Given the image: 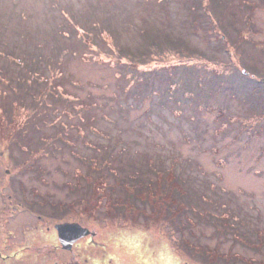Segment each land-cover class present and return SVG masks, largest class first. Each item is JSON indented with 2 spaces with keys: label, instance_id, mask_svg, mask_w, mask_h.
Listing matches in <instances>:
<instances>
[{
  "label": "rangeland",
  "instance_id": "374dc122",
  "mask_svg": "<svg viewBox=\"0 0 264 264\" xmlns=\"http://www.w3.org/2000/svg\"><path fill=\"white\" fill-rule=\"evenodd\" d=\"M171 167L189 211L131 196L137 169ZM102 172L110 198L83 213ZM20 185L33 216L76 205L98 237L264 263V0H0V190Z\"/></svg>",
  "mask_w": 264,
  "mask_h": 264
},
{
  "label": "flooded vegetation",
  "instance_id": "af4514ba",
  "mask_svg": "<svg viewBox=\"0 0 264 264\" xmlns=\"http://www.w3.org/2000/svg\"><path fill=\"white\" fill-rule=\"evenodd\" d=\"M12 177L5 174L1 181L12 184ZM21 190L19 192L0 190V264H206L203 260L208 257L205 253L206 248L201 245L202 249L195 248L194 253H190L194 257L189 255L186 259L184 258L186 255L173 252L171 247L173 240H164L167 241V246L163 247L161 246L163 239L160 243L158 240H151L150 243L148 238L122 235L98 237V232L78 221L79 211L76 205H73L71 211L72 218L67 219L63 216V205L58 209L57 216L51 213L53 203L47 207L48 212L43 210L45 200L37 199L33 203L39 204V212L33 216L30 208L32 201L28 206H22L26 200L17 199V193L20 194V198H27L25 189ZM32 191V194H37V191ZM16 207L20 211L15 213ZM16 217L23 221L15 225ZM44 222L47 223L45 226ZM65 222L79 223L87 227L89 232L79 236L76 228L71 231H60L58 225ZM182 241L190 242L189 239ZM214 261L211 264H219L216 263L217 258H214Z\"/></svg>",
  "mask_w": 264,
  "mask_h": 264
},
{
  "label": "trees",
  "instance_id": "16d2710c",
  "mask_svg": "<svg viewBox=\"0 0 264 264\" xmlns=\"http://www.w3.org/2000/svg\"><path fill=\"white\" fill-rule=\"evenodd\" d=\"M217 73L220 75L222 73H224L223 71H217ZM226 75V74H224ZM59 137V136H58ZM94 159V158H93ZM102 165H106L107 163L109 164V160L105 157L102 160ZM99 161V163L101 162ZM95 169L97 170H101L98 167L96 168L94 166ZM173 167L170 168V170H168L167 173V178L165 181V183L163 185H161V178L160 176H156L155 179H150L147 180V183L145 184L144 179H142V174H140V169H137L136 173L134 174L136 181H139V186H133L134 188H138L137 190L133 189L134 191H136L137 193L132 194V197L135 198H140L142 200H148L151 204L152 207H154V209L157 208V205L161 204V207L163 208L164 213L167 212V210H180L182 209V212L185 210L189 211V208L187 207V203L182 199V195L185 192V188L181 185V180L180 178H178V176H176L173 173ZM114 170V169H113ZM139 170V171H138ZM116 171V169H115ZM132 176V178L134 177ZM87 178L89 179V182L92 184V187L90 188V194L88 198H78V203L80 205V208L83 211V213H87V212H93L98 206H100L103 201L102 198L104 196H106L107 198H110V196L108 194L105 193V189L107 187L110 188V184L107 183L106 179H105V175H103V172L101 174H94L93 176H87ZM134 178V179H135ZM207 186H210L211 189H213L215 187V184L213 183H207ZM155 186V187H154ZM128 188V185L126 186ZM125 188V187H124ZM125 190H128V189ZM170 188V189H169ZM134 191L130 190V193H134ZM200 199H202L201 201H212L211 199H209L205 193L202 194V196H200ZM123 200V199H122ZM121 199H114L113 201L110 202L109 207L108 208V213H110L114 207H116L117 205H120L122 203ZM222 206H226L225 203L221 202ZM126 204L129 205L128 202H126ZM159 207V206H158ZM90 208V209H89ZM94 210H91V209ZM138 208V205L133 207L132 213H138V211H136ZM190 208H193L192 205L190 206ZM219 220V223H221V227L220 230L226 229L228 225L234 224L233 222H230L229 219V215H227L226 217L223 215L220 216H216V220ZM222 218V220H221ZM233 220V219H232ZM239 223V222H238Z\"/></svg>",
  "mask_w": 264,
  "mask_h": 264
},
{
  "label": "water",
  "instance_id": "95a60500",
  "mask_svg": "<svg viewBox=\"0 0 264 264\" xmlns=\"http://www.w3.org/2000/svg\"><path fill=\"white\" fill-rule=\"evenodd\" d=\"M58 228H59L60 231L61 230L71 231V230L76 228L78 230V232H79V234H78L79 236H83V235H85V234H87L89 232L87 227H84L81 224L75 223V222L74 223H68V222L61 223V224L58 225Z\"/></svg>",
  "mask_w": 264,
  "mask_h": 264
}]
</instances>
